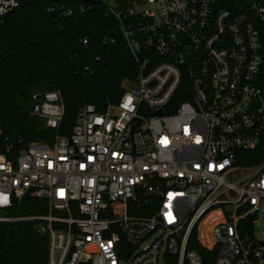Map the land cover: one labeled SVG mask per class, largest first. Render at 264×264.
<instances>
[{
    "label": "built area",
    "instance_id": "1",
    "mask_svg": "<svg viewBox=\"0 0 264 264\" xmlns=\"http://www.w3.org/2000/svg\"><path fill=\"white\" fill-rule=\"evenodd\" d=\"M101 1L135 76L67 135L61 92L32 96L56 133L0 152V226L37 221L47 264H264V0ZM17 6L0 0V17ZM29 196L48 212L26 214Z\"/></svg>",
    "mask_w": 264,
    "mask_h": 264
},
{
    "label": "trees",
    "instance_id": "2",
    "mask_svg": "<svg viewBox=\"0 0 264 264\" xmlns=\"http://www.w3.org/2000/svg\"><path fill=\"white\" fill-rule=\"evenodd\" d=\"M17 1L15 9L0 17V152L11 159L29 142H53L56 132L29 114L34 94L61 92L64 115L57 133L67 135L80 105L90 103L103 110L119 99L122 82L136 73L117 21L103 1ZM219 1L221 7L236 11L247 0ZM66 10L71 14H63ZM110 32L117 34L119 42L111 41ZM85 38L87 43L82 44ZM254 154L253 161L264 159V147ZM21 207L26 214L48 212L47 200L36 197L24 198ZM37 223L13 222L17 237L13 246L8 245L7 235L11 224H1L0 264H47V236L38 232Z\"/></svg>",
    "mask_w": 264,
    "mask_h": 264
},
{
    "label": "water",
    "instance_id": "3",
    "mask_svg": "<svg viewBox=\"0 0 264 264\" xmlns=\"http://www.w3.org/2000/svg\"><path fill=\"white\" fill-rule=\"evenodd\" d=\"M91 2H95L96 0H90ZM109 36L114 38L117 42H119V39L117 37V34L114 32H110ZM159 113V111H158ZM22 212V211H20ZM8 245L13 246L17 243V237H16V230L13 225H10L9 231H8Z\"/></svg>",
    "mask_w": 264,
    "mask_h": 264
},
{
    "label": "rangeland",
    "instance_id": "4",
    "mask_svg": "<svg viewBox=\"0 0 264 264\" xmlns=\"http://www.w3.org/2000/svg\"><path fill=\"white\" fill-rule=\"evenodd\" d=\"M107 2H108L109 5H112V6L115 5V0H107ZM122 84H123V82H122ZM123 86H124V88L128 89L130 85H129V83H124V85H122V87H123ZM42 90H43V89H42ZM42 90H38V92H40V91H42ZM29 105H30V104H29ZM24 109L29 110V107H25V106H24ZM29 114H31L30 111H29Z\"/></svg>",
    "mask_w": 264,
    "mask_h": 264
},
{
    "label": "snow or ice",
    "instance_id": "5",
    "mask_svg": "<svg viewBox=\"0 0 264 264\" xmlns=\"http://www.w3.org/2000/svg\"><path fill=\"white\" fill-rule=\"evenodd\" d=\"M3 202H6V198H5V201H3Z\"/></svg>",
    "mask_w": 264,
    "mask_h": 264
}]
</instances>
